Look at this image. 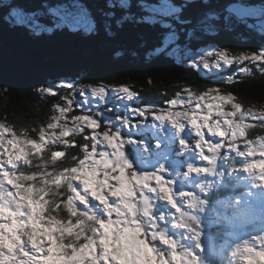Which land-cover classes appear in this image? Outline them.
<instances>
[{
	"label": "snow or ice",
	"instance_id": "1",
	"mask_svg": "<svg viewBox=\"0 0 264 264\" xmlns=\"http://www.w3.org/2000/svg\"><path fill=\"white\" fill-rule=\"evenodd\" d=\"M211 7L209 0H160L156 5L116 0L107 5L109 10L99 21L84 9L50 8L48 12L56 18V28L73 31L93 32L102 26L108 35H113L114 27L121 29L128 22L158 29L156 51L164 53L170 48L179 51L182 36L192 37L206 21L215 20ZM230 11L241 22L248 15L244 10ZM0 14L20 30L37 35L52 31L41 22L44 13L25 12L15 0L0 4ZM246 61L264 74V44L258 51L235 55L228 50L209 51L198 60L193 58L191 67L220 69ZM251 71L248 66L238 67L240 74ZM224 79L231 81L233 76ZM61 87L75 90L69 83L37 91L58 95ZM79 91L82 95L90 92L99 101H104L109 91L129 101L137 96L126 86L110 88L103 83L83 85ZM61 100L64 103L54 104L57 114L46 127L39 128L37 138L29 137L26 130L17 134L0 123V264H216L215 239L209 236L206 246L202 239L203 214L209 206V193L217 184L208 177H224V171L218 170V161L222 160L229 163V175L246 173L252 187L264 188V136L246 139L243 149L238 143L249 128L246 118L264 119V111L243 108L233 94H222L218 87L199 94L189 92L186 97L176 93L167 101L168 108L131 109L141 118L150 113L155 121L170 123L181 153L193 150L182 135L186 123L194 130V147L199 161L206 162V166L189 161L182 173L176 172L182 177L181 183L192 189L184 190L177 187L173 169L167 163L168 153L161 152L162 144L153 148L144 137L134 138L132 129L140 128L139 123L117 115L104 120L105 130L99 132L102 124L95 114L69 117L76 102L70 95ZM85 128L90 135L84 134ZM205 130L218 141L206 138ZM79 134H84L86 141L82 145L67 139ZM50 144L79 147L83 155L73 156L72 165L57 167L67 153L52 150L45 156ZM221 149H225L223 154ZM153 155L164 157L165 162L157 159L151 163ZM257 156L261 159H249ZM237 157L242 158L239 168ZM158 201L163 202V210ZM220 203L233 209V215L225 217L228 223L242 225L247 220L249 211L243 198ZM224 248L232 258L228 264H264V229L242 244H225L219 254Z\"/></svg>",
	"mask_w": 264,
	"mask_h": 264
},
{
	"label": "trees",
	"instance_id": "2",
	"mask_svg": "<svg viewBox=\"0 0 264 264\" xmlns=\"http://www.w3.org/2000/svg\"><path fill=\"white\" fill-rule=\"evenodd\" d=\"M6 2L7 0H0V4ZM115 2L116 0H15L25 12L44 13L40 17L41 22L52 31H44L39 35L29 30H20L12 24L10 18L0 14V123L10 126L17 134L26 130L29 137L37 138L39 128L46 127L51 117L57 114L54 104L64 103L61 97L70 95L76 103L68 116L95 114V118L100 119L102 124L99 132L105 130L104 120L117 115L128 116L133 123H139L140 128L132 129L134 138L144 137L146 142L152 143L153 148L161 143V152L168 153L167 163L173 169L177 187L192 190L187 183H181V176H176L177 171L182 173L185 170L189 161L198 166H206V162L198 159L194 147L197 137L191 126L187 125L183 136L193 150L181 153L175 139V130L168 123L162 128L150 113L141 118L130 110L146 106L168 108L167 101L174 98L176 93L186 97L189 92L199 94L208 88L218 87L222 94H233L236 102H241L243 108L250 107L254 112L264 111V74L254 64L246 61L238 66L233 63L218 72L203 73L200 69L191 67L185 56L208 46H215L219 51L228 50L233 55L241 51H258L264 44V0H209L212 5L210 11L217 18L198 27L192 37L182 36L178 42L179 56L171 48L164 53L156 51L159 46L158 29L154 31L149 27H136L128 22L121 29L114 27L113 35H108L102 26H98L93 32H85L83 29L73 31L54 27L48 13L50 8L66 7L71 10L74 7L76 10L88 11L99 21L103 12L109 10L107 5ZM136 2L156 5L160 0ZM230 9L246 11V20H237ZM244 66L251 67V74L238 73V67ZM229 75L233 76L231 81H222V78ZM59 83H71L75 90L61 87L58 95H42L37 91ZM99 83L110 88L126 86L137 96L129 101L122 94L109 91L104 101L95 100L89 105L78 90L83 85ZM76 104L82 105V109L77 108ZM144 124H149V127L145 125L143 128ZM261 125L264 123L255 122V125L249 126L247 139L258 140L260 136H264V127ZM84 134L90 135L91 132L85 128ZM84 134L67 139H75L77 145H82L86 142ZM217 139L213 138V141L217 142ZM52 150L67 153L66 157L57 162V167L72 165L75 163L73 156L83 155L79 147L63 144H50L44 155L47 156ZM224 151L225 149H221V154ZM205 152L208 154L206 150ZM157 159L165 162L164 157L153 155L151 163L155 164ZM241 160L242 158H236L237 168L240 167ZM218 165V170H223L225 175L222 179L208 177L215 179L217 184L209 193V206L203 214L202 239L206 246L208 237L212 236L217 244L216 264H228L232 259L228 248H224L223 253L219 254L220 247L225 244H242V237L258 235L264 229V196L261 195L264 190L252 187L246 173L229 175V163L220 160ZM249 192L254 195L248 196ZM242 198L247 202V220L242 225L228 223L225 217H231L233 209L220 202L241 201ZM157 203L163 210V202Z\"/></svg>",
	"mask_w": 264,
	"mask_h": 264
},
{
	"label": "rangeland",
	"instance_id": "3",
	"mask_svg": "<svg viewBox=\"0 0 264 264\" xmlns=\"http://www.w3.org/2000/svg\"><path fill=\"white\" fill-rule=\"evenodd\" d=\"M57 8H59V9H68V8H66V7H57ZM57 8H55V9H57ZM71 8H73L74 9V7H71ZM69 10V9H68ZM74 11H77L76 9H74ZM49 13V12H48ZM49 16H51V19H52V22H53V26L55 27V23H56V18L55 17H53L50 13H49ZM43 23V22H42ZM209 51H219L218 50V48L217 47H215V46H208V47H206V48H204V49H202V50H200L199 52H197V53H187L185 56H186V59L187 60H189V62L191 63V60L193 59V58H196L197 60L199 59V56L200 55H202V54H204V53H206V52H209ZM177 53H178V51H177ZM180 54L178 53V56H179ZM183 58V57H182ZM212 57H210L209 58V62H210V64H211V62H212ZM227 67H229V66H224L223 68H227ZM223 68H220V69H217V68H213V67H210L209 69H204L203 68V66L201 65L198 69H200L203 73H211V72H218V71H220L221 69H223ZM58 84V83H57ZM57 84H50L51 86H57ZM62 84H64V83H59V85H62ZM79 91V90H78ZM80 92V91H79ZM80 95L83 97V99L85 100H88L87 101V103L90 105L93 101H95L96 100V102H98L99 100L98 99H96L95 97H92L91 95H90V92L89 93H86V94H81V92H80ZM203 103V102H202ZM257 113H259V112H257ZM255 122H261V123H264V119H259V118H255V119H253V118H246V120H245V123L246 124H248L249 126H251V125H255ZM160 123V122H159ZM161 124V123H160ZM164 124H167V123H164ZM164 124H161V127L163 128V126H164ZM169 125H170V123H168ZM146 125V127H149V124H144L143 125V128H145L144 126ZM186 127H187V123H186ZM170 128H172L171 127V125H170ZM173 129V128H172ZM186 129L187 128H185V132H186ZM157 131L156 132H159V129H156ZM248 130V129H247ZM247 130H246V133H245V137L244 138H241L239 141H238V143H239V145H240V147H241V149H243V144H244V142L243 141H245L246 139H247ZM185 132L184 133H182V135H184L185 134ZM205 133H206V138H215V137H212L211 136V134H208L207 132H206V130H205ZM7 136H8V138H10V134H6ZM219 139V138H218ZM217 139V140H218ZM250 160H259V159H261V157H259V156H257V157H252V158H249ZM220 166V165H219ZM247 175V174H246ZM238 201V200H237ZM250 237H242L241 238V241L243 242V240H245V239H249ZM215 261H216V258L214 257L213 258Z\"/></svg>",
	"mask_w": 264,
	"mask_h": 264
},
{
	"label": "water",
	"instance_id": "4",
	"mask_svg": "<svg viewBox=\"0 0 264 264\" xmlns=\"http://www.w3.org/2000/svg\"><path fill=\"white\" fill-rule=\"evenodd\" d=\"M71 10H72V11H74V9H73V8H71ZM210 35H212V34L210 33Z\"/></svg>",
	"mask_w": 264,
	"mask_h": 264
}]
</instances>
